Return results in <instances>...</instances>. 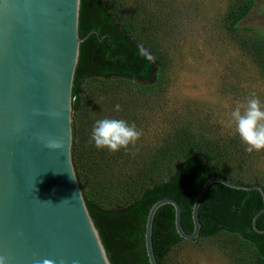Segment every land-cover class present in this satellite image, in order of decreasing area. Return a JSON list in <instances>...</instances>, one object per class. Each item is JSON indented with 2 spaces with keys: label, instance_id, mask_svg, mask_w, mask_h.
I'll return each mask as SVG.
<instances>
[{
  "label": "rangeland",
  "instance_id": "374dc122",
  "mask_svg": "<svg viewBox=\"0 0 264 264\" xmlns=\"http://www.w3.org/2000/svg\"><path fill=\"white\" fill-rule=\"evenodd\" d=\"M110 1L121 21L132 25L165 62L149 89L126 79L84 85L76 132L85 193L107 205L129 199L169 154L194 142L202 151H212L225 176L264 184V151H245L231 119V112L252 93L264 104V0H255L240 23L255 34L227 29L241 0ZM103 118L135 124L143 135L128 151L98 150L91 131ZM165 262L257 264L251 249L227 234L182 242Z\"/></svg>",
  "mask_w": 264,
  "mask_h": 264
},
{
  "label": "water",
  "instance_id": "95a60500",
  "mask_svg": "<svg viewBox=\"0 0 264 264\" xmlns=\"http://www.w3.org/2000/svg\"><path fill=\"white\" fill-rule=\"evenodd\" d=\"M80 0H0V256L6 264H111L89 215L72 160V87L83 41ZM62 144L59 150L45 145ZM261 185L208 179L192 207L193 230L181 227L178 202L164 198L149 209L144 246L149 264L156 211L170 205L179 237L191 244L200 232L198 210L208 188ZM80 193V196H79Z\"/></svg>",
  "mask_w": 264,
  "mask_h": 264
},
{
  "label": "trees",
  "instance_id": "16d2710c",
  "mask_svg": "<svg viewBox=\"0 0 264 264\" xmlns=\"http://www.w3.org/2000/svg\"><path fill=\"white\" fill-rule=\"evenodd\" d=\"M255 0H241L227 20L231 34L252 29L240 27ZM78 34L83 41L72 87V160L80 185L77 160L76 120L84 105L85 84L126 79L149 89L162 72L164 60L154 47L141 41L133 26L121 21L110 0H80ZM264 43V37H261ZM161 168L143 180L139 191L129 199L112 205L98 203L81 188L86 207L111 264H149L144 246L145 224L149 209L157 201L171 198L181 208V227L191 233V212L202 185L212 177L225 176L213 159L212 151L202 149L196 142L188 143L163 160ZM243 184V183H242ZM261 185L253 182L249 185ZM264 189V184L261 185ZM263 207L257 190H237L214 183L206 191L198 210L200 232L198 238L227 234L248 246L257 264H264V233H257L252 219ZM256 227L264 230V213L256 220ZM197 238V239H198ZM196 240V239H195ZM176 232L174 209L160 207L152 226V248L157 264H166L169 252L184 242Z\"/></svg>",
  "mask_w": 264,
  "mask_h": 264
},
{
  "label": "clouds",
  "instance_id": "9594fccd",
  "mask_svg": "<svg viewBox=\"0 0 264 264\" xmlns=\"http://www.w3.org/2000/svg\"><path fill=\"white\" fill-rule=\"evenodd\" d=\"M115 110L120 111L121 106L117 104ZM231 119L235 123L237 135L245 145V151L248 153L264 151V104L255 93L251 94L245 104L237 106L231 112ZM142 135V131L137 129L135 124H129L123 119L103 118L93 125L91 141L98 150L116 153L135 147ZM45 146L50 150L62 148V144L56 140H49ZM6 259L0 256V264H6ZM38 264H54V261L44 259Z\"/></svg>",
  "mask_w": 264,
  "mask_h": 264
}]
</instances>
